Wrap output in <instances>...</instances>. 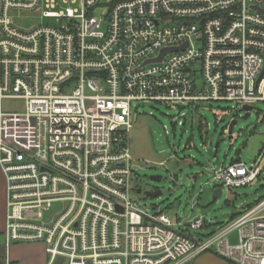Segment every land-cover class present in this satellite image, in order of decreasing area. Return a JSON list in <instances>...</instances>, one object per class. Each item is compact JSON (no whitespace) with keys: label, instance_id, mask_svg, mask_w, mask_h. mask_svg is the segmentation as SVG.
<instances>
[{"label":"built area","instance_id":"2783aa9c","mask_svg":"<svg viewBox=\"0 0 264 264\" xmlns=\"http://www.w3.org/2000/svg\"><path fill=\"white\" fill-rule=\"evenodd\" d=\"M32 10L49 20L20 28L11 13ZM263 71L264 0H0L5 264L23 242L43 243L48 264H186L206 251L264 264V198L198 235L185 228L213 220L151 214L130 196L133 102L176 104L184 126L185 107L195 119L201 103L264 101ZM4 98L25 110L4 111ZM263 158L213 166L216 186L251 184Z\"/></svg>","mask_w":264,"mask_h":264},{"label":"rangeland","instance_id":"374dc122","mask_svg":"<svg viewBox=\"0 0 264 264\" xmlns=\"http://www.w3.org/2000/svg\"><path fill=\"white\" fill-rule=\"evenodd\" d=\"M15 23L23 29H32L47 22L35 10L11 13ZM99 17V16H98ZM251 114L232 101L201 103L192 124V107H185L188 119L184 126L175 125L180 108L171 102H133V124L130 129L131 155L134 172L130 188L141 187L138 193L130 189V196L137 207L156 214L164 212L172 219L188 222L204 216L214 224L202 229H185L198 235H208L219 226L232 221L239 214L264 198V158L260 177L246 186L222 188V195L215 197L219 188L213 180L212 167L229 165L237 158L251 164L264 151V101L252 103ZM4 111H24L25 101L18 98L1 100ZM201 117V119H200ZM236 119L231 135L229 125ZM200 120L203 124L200 125ZM201 126V127H200ZM219 142L217 156L215 145ZM161 175L160 182L151 176ZM162 194L154 198L144 191L156 188ZM64 202L54 203L46 213L48 220L63 208ZM234 231L232 238L236 235ZM63 259L58 258L56 264ZM186 264H233L229 260L206 251Z\"/></svg>","mask_w":264,"mask_h":264},{"label":"crops","instance_id":"0c3cea01","mask_svg":"<svg viewBox=\"0 0 264 264\" xmlns=\"http://www.w3.org/2000/svg\"><path fill=\"white\" fill-rule=\"evenodd\" d=\"M6 183L0 167V264H5L4 229L6 222ZM11 264H48L49 255L45 245L40 242L15 243L9 249Z\"/></svg>","mask_w":264,"mask_h":264},{"label":"water","instance_id":"95a60500","mask_svg":"<svg viewBox=\"0 0 264 264\" xmlns=\"http://www.w3.org/2000/svg\"><path fill=\"white\" fill-rule=\"evenodd\" d=\"M170 50H173V48H167V49H164L162 51V54L161 56L158 58V59H161L162 56L170 51ZM264 75V71L262 73V75L260 76V78H262V76ZM243 109L246 111V113L244 114V118H247L250 114H251V111L253 109V105H250V104H245L243 106ZM237 120L234 119L231 121L230 125H229V134L231 135L232 131H233V128H234V125L236 124ZM218 149H219V142L216 143L215 145V153H214V156L216 157L217 156V153H218ZM151 179L154 180V181H157V182H160L162 180V176L161 175H154V176H151ZM134 191L138 192V193H141L142 192V189L141 188H138V189H135ZM145 194L148 195L149 197L151 198H154L156 196H159L162 194V191L157 189L156 191H151V190H147L145 191ZM215 197H219L222 195V189L219 188L215 191L214 193Z\"/></svg>","mask_w":264,"mask_h":264},{"label":"trees","instance_id":"16d2710c","mask_svg":"<svg viewBox=\"0 0 264 264\" xmlns=\"http://www.w3.org/2000/svg\"><path fill=\"white\" fill-rule=\"evenodd\" d=\"M200 119H201V117H200ZM194 121H195V119H192V124L194 125ZM202 124H203V122H202V120H200V125L202 126ZM200 126V127H201ZM238 216V214H234V215H232V219H235L236 217Z\"/></svg>","mask_w":264,"mask_h":264},{"label":"flooded vegetation","instance_id":"af4514ba","mask_svg":"<svg viewBox=\"0 0 264 264\" xmlns=\"http://www.w3.org/2000/svg\"><path fill=\"white\" fill-rule=\"evenodd\" d=\"M139 187H133V189L135 190V189H138ZM141 188V187H140ZM142 189V188H141ZM156 190H157V187L155 188ZM147 191V190H146ZM151 191H154V189H151ZM145 192V191H144Z\"/></svg>","mask_w":264,"mask_h":264}]
</instances>
